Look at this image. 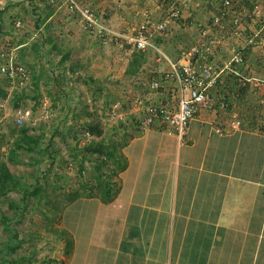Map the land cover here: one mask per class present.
I'll use <instances>...</instances> for the list:
<instances>
[{
  "label": "crops",
  "instance_id": "crops-1",
  "mask_svg": "<svg viewBox=\"0 0 264 264\" xmlns=\"http://www.w3.org/2000/svg\"><path fill=\"white\" fill-rule=\"evenodd\" d=\"M197 1L201 3L199 10L190 6L182 12L184 23L207 24L216 13L219 0ZM260 1H250L253 9L261 10V17L244 22L246 33L240 39L220 35L212 28L213 36L223 37L213 57L220 72L218 83L211 92V106L198 110L182 144L166 129L142 130L132 98L127 114L134 116L136 126H125L131 136L120 148L125 168L117 176V194L109 202L84 194L63 208L59 230L66 234L63 247L70 248L59 264H264V131L258 129L264 124L260 120L264 102L257 93L260 88L252 83L258 76L252 73L257 74L262 64L260 60L256 65L255 53H264V3ZM82 2L94 11L99 9L107 21L117 17L114 25L119 31L132 26L131 21L139 23L142 12H149L152 19L160 4L157 0H119L123 5L117 13L112 7L116 0ZM64 3L0 0V12H4L1 31L9 28L7 15H17L13 23L19 21V28L27 25L28 31L18 44L19 50L29 52L34 44L39 47V37L41 60L54 52L48 60L54 74L58 70L64 79L75 78L83 84L92 78L105 84L116 70L120 75L115 83H127L135 91H130L132 97L145 94L152 78L167 69L159 54L146 50L138 73L126 77L132 51L122 47L111 53L109 48H102L80 30V19L74 12L67 16ZM8 5L14 6L12 12ZM32 7L39 16L33 15ZM36 17H40L38 23ZM257 23L261 24L259 29ZM174 25L162 36L153 34V40L168 58L177 61L180 51L199 38L194 29L178 31ZM52 38H57L62 54H69L57 70L61 56L52 50ZM28 44L31 48L26 47ZM236 51H242L245 63L228 66ZM27 59V65L37 60ZM74 65L82 68L75 67V73L70 74ZM102 73L106 74L100 79ZM246 84V95L238 97L236 89ZM166 93L162 100L175 104L174 93Z\"/></svg>",
  "mask_w": 264,
  "mask_h": 264
},
{
  "label": "trees",
  "instance_id": "trees-1",
  "mask_svg": "<svg viewBox=\"0 0 264 264\" xmlns=\"http://www.w3.org/2000/svg\"><path fill=\"white\" fill-rule=\"evenodd\" d=\"M27 1L31 2V0ZM165 2L169 3L170 0H165ZM245 3L251 11L254 5L250 4L249 0H246ZM21 9L23 10L24 6ZM32 11L33 14H37V9L35 7H32ZM3 13L4 12H0V32L3 25ZM16 16H12L11 20L7 17L9 25L14 26L15 23L13 22L17 18ZM39 21L40 17L36 19L37 23ZM19 43L22 44L21 41ZM50 43L52 50L55 51L57 55L61 56V60L58 62V65L55 66V69L57 70L68 60L69 54H62V49L58 45L59 42L57 41V38L50 39ZM39 49L40 47L34 45L32 49L29 50L30 54L26 52L27 50H19L18 54H16V61L18 64L25 66L29 71L30 79L28 86L26 88L14 89L12 92H9L7 91L6 82L0 78V101H3L10 96L8 99L12 102V108H20L22 110L25 106L23 105V101L31 99L34 101L32 109L37 108L39 100H36V96L40 87L41 77L45 73V68L36 71L33 66H26L24 64V59H37L36 54L39 52ZM2 50L3 49H0V51ZM143 55L142 51L135 49L132 50L128 65L124 72L126 77H133L138 73L140 66L144 62ZM243 57V63H245L246 57L244 54ZM4 60L5 59L1 61ZM75 67L78 69L82 68L80 65H74L69 70L70 74L75 73ZM51 73L52 79L49 80V83H54L58 89V93L57 96L53 97L54 99L50 108H57V100L61 99V95L64 96V103L61 107V113H63L58 121V125L53 124L51 131L47 129L46 125L39 124L36 127H30L25 122L19 128H9L8 136L10 137V140L6 142V154L4 158H1L0 154V205L6 204V210L12 212V215H10L0 207V228L8 233L6 240L0 246V264H20L26 261L31 255L30 254L29 257L26 258L17 254V250L21 247L24 239L18 240V232L12 228V223L23 217L27 211V206L39 210L41 206L49 205L47 188L52 189L54 185L58 183L62 173H58L56 170H58L59 167H62L64 162V156L60 155L61 149H59V144L55 142V139H59L60 144H63L64 148L68 150V156L70 157L71 162L76 164L78 177L82 179L85 176L83 173H88V179L86 182H82L79 185V191L71 189L66 193V201L63 206L81 198L84 194L89 197H96L105 202L113 200L117 194L118 173L125 168V161L120 153V148L124 141L118 142L113 139V136H107V133L103 131L100 120H92L93 114L88 113L83 122H78L80 115H77L74 112L71 113L69 106H65L67 94L64 92L63 87L66 84V80L62 77V73H59L58 75H54V72ZM83 83L88 87L91 85L98 86L97 93L99 95H101L100 93L105 89L103 81L100 80L86 78V80H83ZM30 89L32 96H29L26 93ZM247 91V84L241 89H236L238 97L245 96ZM94 98H96L95 93L93 94V99ZM104 98L107 100L109 96L106 94ZM106 100L105 104L107 105L110 102ZM260 118V120H264V116ZM68 119L70 120L69 124H65V121ZM253 121H257V119L254 120L253 118ZM14 126L17 125L15 124ZM258 129L264 131V125L258 127ZM112 130L115 132L116 128H113ZM49 133L51 134L49 135ZM81 138L88 140L84 144L79 145V140ZM2 140L3 138H1V141ZM21 158H26L29 163H31L30 165L33 166L35 175L33 172L32 174H29V176L27 175L26 178L21 179V177H16L12 174L8 167V163H15ZM87 162H89V164L93 163L91 172H88L86 169L85 165ZM104 168L108 174L104 173ZM112 178H114V180ZM12 193L20 195L18 200L10 198L9 195ZM60 236L61 238H64L66 237V234L60 231ZM67 242L69 243L68 240ZM69 248L70 246L67 245L65 251L68 252ZM14 254H17V256L12 257Z\"/></svg>",
  "mask_w": 264,
  "mask_h": 264
},
{
  "label": "rangeland",
  "instance_id": "rangeland-1",
  "mask_svg": "<svg viewBox=\"0 0 264 264\" xmlns=\"http://www.w3.org/2000/svg\"><path fill=\"white\" fill-rule=\"evenodd\" d=\"M18 2H21V0H17ZM24 1V0H23ZM84 6H88L91 9V6L89 4H85L82 2V0H76ZM260 1V0H259ZM66 2V0H65ZM159 6V9L152 15V21L154 23H157L161 21L165 16L166 13L168 12V9L171 5V3H166L165 0H157V3ZM261 5L264 3V0L260 1ZM123 3V2H122ZM2 6L4 3L1 4ZM106 5H110L108 2ZM105 3L103 6H106ZM123 5V4H122ZM122 5L119 2V0H116V2L113 4V8L117 11H121ZM137 5V4H136ZM264 5V4H263ZM64 6L68 9V15H73L68 4L64 3ZM14 6L8 5V11L13 9ZM142 7V6H141ZM262 7V6H261ZM93 10V9H92ZM97 10V9H96ZM264 11V8L262 9ZM30 11V9H29ZM98 15L102 16L101 12H99V9L95 11ZM103 12V11H102ZM13 16L15 14L10 13ZM32 14V11H31ZM34 16L37 15L36 13L33 14ZM10 16V15H9ZM7 15V17H9ZM119 16V15H118ZM121 16V15H120ZM12 17V16H11ZM11 17L10 20H11ZM139 17V16H138ZM104 18V17H103ZM108 18V17H107ZM140 19V17H139ZM137 19V20H139ZM81 21V20H80ZM107 21V20H106ZM117 21V17L113 18L111 21H107L106 23L111 26V28L114 31L120 32L119 28L117 25L115 26L114 24ZM140 21V20H139ZM185 21V20H184ZM264 21V20H262ZM132 26H129V28L134 27L138 24V22L135 24L133 21ZM262 23V22H260ZM257 23V29L260 28L261 24ZM175 29L178 31H184L188 30V26L186 23L183 22V19L178 20L174 23ZM264 24V22L262 23ZM79 25V22H78ZM247 25H249L247 23ZM8 26V25H7ZM79 28L81 31H83L79 25ZM128 27H125L123 30L126 31ZM7 31H1L0 32V49H7V48H15V52L18 54V44L21 41V39H24L23 36L27 30V25L22 24L21 28H15V24L9 25V28L6 29ZM121 30V31H123ZM171 30V29H170ZM45 39V38H44ZM94 39V38H93ZM38 46L40 47L39 52L43 49V46L41 47L40 45V38H36ZM96 40V39H94ZM99 45L102 48H109V52L111 51H116V48L120 50V44L118 42L112 41L111 43H108V45H102L101 42L96 40ZM41 44H43L41 42ZM193 43L187 44V47L191 46ZM35 45V44H34ZM27 48H31V45H27ZM112 47L114 49H112ZM19 50V49H18ZM28 50V49H27ZM27 52V51H26ZM104 52V51H103ZM30 54V52H28ZM41 53V52H40ZM54 52H49V55H46L43 60H41V55H37V60L31 62L28 64V66H33L35 70L41 68H45V76L43 75L41 77L40 81V87L38 89V94L36 96V100L39 102V105L37 108H33L34 101L31 99H26L23 105L24 108H22L23 111L29 112V115L24 119V122L28 124L30 127H36L39 124L46 125L48 130H52L53 124L58 125V121L61 117V107L64 103V96H60L61 99L57 100V108L51 109L50 106L53 101V97L57 96V87L54 85V83H49V80L52 79V76L48 74V70H50L48 60H52ZM112 53V52H111ZM256 65L258 63L260 64V60L262 61V64H260L259 70H257L256 73H252L254 75V78H256L257 83H255L253 80L252 83L256 84V88H260L257 93L259 94L260 98H262V104L264 102V82L261 81V83H258V80H263L264 81V53H259L257 51L256 53ZM106 55V53H105ZM104 55V56H105ZM28 57V56H27ZM106 58V57H105ZM28 60V59H27ZM31 60V59H30ZM110 61V59H108ZM27 66V61L24 63ZM47 65V66H45ZM255 65V66H256ZM48 67V68H47ZM54 70H50V72H53ZM44 72V71H43ZM60 72L56 71L54 75H58ZM106 73H102V77L100 79H103ZM113 75L112 79L110 80H105V84L103 86L105 87L104 91L100 93L99 95L97 93V88L98 86L91 85L90 87L83 85L80 83L79 80L75 78H69L67 77L66 84L64 85V92L67 94L66 98V104L65 106H69L70 112L75 113L77 115H80V118L78 122H83L86 119V115L93 114L92 120L98 119L101 122V125L103 127V131L107 133L108 135L113 136V139L122 142L125 141L128 137L131 136L130 133L125 132V126L130 127V126H136V121L134 116H130L127 113L130 111V101L133 95L130 93L129 85L127 83H122L118 84L115 82H119V73L116 72V70L112 71L111 76ZM50 76V77H49ZM121 80V79H120ZM46 82V83H45ZM114 82V83H111ZM260 82V81H259ZM104 83V81H103ZM261 84V85H260ZM255 86V85H254ZM133 93L135 92L134 90L132 91ZM29 96H32L31 89L26 92ZM96 94V98L93 99V94ZM109 96V98H104L105 96ZM10 98V96L8 97ZM7 98V99H8ZM3 100L0 101V154L1 158H4L6 154V142L10 140L9 135V128H14L18 126H14L15 123V110L12 108V102L11 100ZM93 99V100H92ZM105 100L109 101L107 105L105 104ZM46 104V108L50 113V116L45 117L42 114V104ZM21 104V105H22ZM117 107H116V106ZM23 107V106H22ZM20 109V108H19ZM126 114V116H125ZM65 124H69L70 120H66ZM264 125V124H263ZM61 128V127H60ZM113 128H116V131L113 132ZM51 133H49L50 135ZM87 137V136H86ZM1 138L3 140L1 141ZM88 138V137H87ZM88 139L81 138L79 140V145L84 144ZM55 142L58 145L59 149H61L60 155L64 156V162L62 164V167H59L56 172L62 173L61 178L58 180V183L54 185V187L47 188V193H48V202L49 205L41 206L39 210L33 209L31 206H27V211L23 215L21 219L15 220L12 223V228L18 232V240L24 239L21 247L17 250V254L19 256H24L28 259L24 261L23 263L20 264H59L62 263L64 258L66 257L65 255L67 254L65 251V247H63V240L64 238H61L60 236V230H59V225H60V215L62 213V210L65 206L63 204L65 203V196L66 193L69 190H80V184L82 182H86L88 179V173H83L85 176L80 179L77 175L76 172V164L71 162L70 157L68 156V150L64 148L63 144H60L59 139H55ZM29 161L26 158H21L18 159L15 163H8V167L12 174L16 177H21V179L26 178L27 175L32 174L35 171L32 165H30ZM92 164L87 162L86 169L88 172L92 171ZM104 173L108 174L106 169L104 168ZM114 180V178H112ZM10 198L18 200L20 197L19 194H10ZM2 207L3 211L6 213L12 215V212H8L6 210V204L0 205ZM8 236V233L3 231L0 228V246L3 244V242L6 240V237ZM66 239V238H65ZM17 254L12 255V257L17 256Z\"/></svg>",
  "mask_w": 264,
  "mask_h": 264
},
{
  "label": "built area",
  "instance_id": "built-area-1",
  "mask_svg": "<svg viewBox=\"0 0 264 264\" xmlns=\"http://www.w3.org/2000/svg\"><path fill=\"white\" fill-rule=\"evenodd\" d=\"M245 2L246 0H219L217 11L211 16L210 23L186 22L188 28L198 33L199 39L185 50H181L179 60L173 61L154 42L153 34L162 36L171 25L181 20L182 12L190 6L199 10V1L172 0L166 16L161 21L154 23L149 12H142L138 15L140 22L137 26L117 32L106 23V19L88 6L76 0H66L71 12L81 20V29L102 45L115 41L120 47L131 51L153 50L165 61L167 69L160 77L152 78L145 94L133 98L132 107L142 130L152 127L166 129L174 134L180 144L184 141L188 126L198 110L211 106L213 102L211 92L216 87L220 75L214 66L213 57L221 47L223 37L213 36L212 28L220 35L228 34L240 39L246 33L244 22L259 20L261 17L260 9L254 8L250 11ZM19 27L20 22L17 21L15 28ZM160 40L163 38L160 37ZM241 52H234L228 66L242 65L244 57ZM16 54L15 48L0 51V78L6 82L9 92L26 88L30 79L28 69L16 61ZM3 59L5 60L1 61ZM254 82L257 83L256 80ZM167 90L174 93L175 104L162 100L163 93ZM46 107L43 103L42 114L48 117L50 113ZM14 115L15 123L20 127L29 112L18 108Z\"/></svg>",
  "mask_w": 264,
  "mask_h": 264
}]
</instances>
